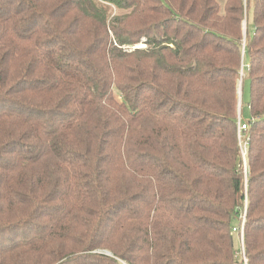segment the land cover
<instances>
[{
	"label": "trees",
	"instance_id": "trees-1",
	"mask_svg": "<svg viewBox=\"0 0 264 264\" xmlns=\"http://www.w3.org/2000/svg\"><path fill=\"white\" fill-rule=\"evenodd\" d=\"M245 258L264 264V0H0V264Z\"/></svg>",
	"mask_w": 264,
	"mask_h": 264
},
{
	"label": "rangeland",
	"instance_id": "rangeland-1",
	"mask_svg": "<svg viewBox=\"0 0 264 264\" xmlns=\"http://www.w3.org/2000/svg\"><path fill=\"white\" fill-rule=\"evenodd\" d=\"M114 10H116V9H114ZM246 24H247V22H246V18H245L244 21H243V34L244 35L246 34V27H247ZM252 24H253V22H252V19H251V25H250L251 27L250 28L253 27ZM139 46H145V44L142 43V44H140L138 46H130V48H135V47H139ZM241 76L242 77L239 79V83H238V100H239L238 111L240 112L239 115L241 116V106H242V102H243V113H242V115L244 117V120H248L251 117V112H250V107H249V102H250V95H249L250 81L248 79L245 81L244 96H243V92H242L243 77L245 76V72L243 70H241ZM243 141H245V136L244 135H243ZM243 164H244V167L245 166L247 167L248 166V160H246V164H245V162ZM237 225L235 224V226H237ZM237 227H242L243 228V225L239 224ZM242 232L244 233L243 230H242ZM233 234L235 235V237L238 238V240L240 241V244H241V231L239 233L238 231H234L233 230ZM237 249H238V251L240 250L238 248V246H237ZM104 252H106L107 254H111V252H109L107 250H105Z\"/></svg>",
	"mask_w": 264,
	"mask_h": 264
},
{
	"label": "built area",
	"instance_id": "built-area-1",
	"mask_svg": "<svg viewBox=\"0 0 264 264\" xmlns=\"http://www.w3.org/2000/svg\"><path fill=\"white\" fill-rule=\"evenodd\" d=\"M248 127H249V124L246 121H243L242 117L239 115L238 137H239L241 152H242V156H243V160H244L245 164H246V154H247V143H248V140L245 139V141H243V134L248 129ZM245 219H246V214L244 213L243 216H242V221H241V224L243 225V228L242 227H237V226L233 228L234 231H238L239 233L241 231V247H242L243 254H244V233L242 232V230L244 231ZM245 262H246V258H245ZM246 264H247V262H246Z\"/></svg>",
	"mask_w": 264,
	"mask_h": 264
},
{
	"label": "bare ground",
	"instance_id": "bare-ground-1",
	"mask_svg": "<svg viewBox=\"0 0 264 264\" xmlns=\"http://www.w3.org/2000/svg\"><path fill=\"white\" fill-rule=\"evenodd\" d=\"M240 113V112H239Z\"/></svg>",
	"mask_w": 264,
	"mask_h": 264
}]
</instances>
